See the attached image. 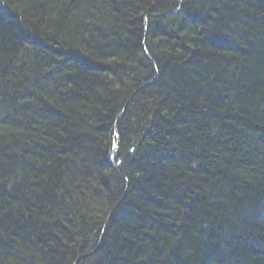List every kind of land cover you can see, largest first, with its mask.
Instances as JSON below:
<instances>
[{
	"label": "trees",
	"instance_id": "trees-1",
	"mask_svg": "<svg viewBox=\"0 0 264 264\" xmlns=\"http://www.w3.org/2000/svg\"><path fill=\"white\" fill-rule=\"evenodd\" d=\"M182 2L0 0V264H264V0Z\"/></svg>",
	"mask_w": 264,
	"mask_h": 264
},
{
	"label": "bare ground",
	"instance_id": "bare-ground-1",
	"mask_svg": "<svg viewBox=\"0 0 264 264\" xmlns=\"http://www.w3.org/2000/svg\"><path fill=\"white\" fill-rule=\"evenodd\" d=\"M178 1H179V4H180V6L178 7V9H177V10H173V11H168L167 13H174V14H175V13H179V12L182 11L183 2H182V0H178ZM115 144L117 145V144H119V142L116 141ZM118 148H119V147H118ZM118 148H117V149L115 148V154H116Z\"/></svg>",
	"mask_w": 264,
	"mask_h": 264
},
{
	"label": "rangeland",
	"instance_id": "rangeland-1",
	"mask_svg": "<svg viewBox=\"0 0 264 264\" xmlns=\"http://www.w3.org/2000/svg\"><path fill=\"white\" fill-rule=\"evenodd\" d=\"M157 75V74H156ZM113 153H115V148H113V152H112V154L111 155H113ZM111 159L113 160L114 159V157H111ZM118 164H120V163H118ZM121 204V203H120ZM119 206V205H118ZM117 206V207H118ZM116 209H114V211H115Z\"/></svg>",
	"mask_w": 264,
	"mask_h": 264
},
{
	"label": "water",
	"instance_id": "water-1",
	"mask_svg": "<svg viewBox=\"0 0 264 264\" xmlns=\"http://www.w3.org/2000/svg\"><path fill=\"white\" fill-rule=\"evenodd\" d=\"M119 147V144L116 145V149ZM112 157H115V153H113Z\"/></svg>",
	"mask_w": 264,
	"mask_h": 264
}]
</instances>
